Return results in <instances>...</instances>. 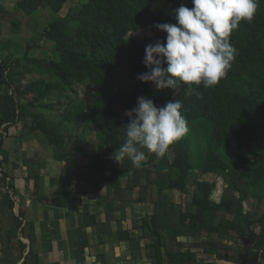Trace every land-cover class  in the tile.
I'll return each instance as SVG.
<instances>
[{
  "label": "trees",
  "instance_id": "16d2710c",
  "mask_svg": "<svg viewBox=\"0 0 264 264\" xmlns=\"http://www.w3.org/2000/svg\"><path fill=\"white\" fill-rule=\"evenodd\" d=\"M65 2L18 0L12 11L2 13L0 6V15L16 32L21 22L15 11L56 13ZM182 3L193 6L191 0H76L65 15L42 28L41 37L52 47L38 55L29 54L31 48L40 47L35 40L26 43L21 56L10 51L1 55L12 40L0 38V253L18 247L13 258L23 263L27 255L19 238L23 211L13 210L14 179L1 169L9 157L8 129L27 119V132L42 135L55 156L65 159L62 206L77 209L84 193L99 197L103 186L111 193L107 200L111 208L118 200L151 206L119 236L131 241L130 229L139 230L150 264H216V260L264 264V206L259 209L264 204V0H259L253 20L241 21L230 34L236 55L215 87L180 85L178 93L171 88L158 91L137 74L148 70L143 64L146 45L165 42L167 33L156 28L153 36L143 39L127 33L156 23H176L174 9ZM25 75L28 80L22 84ZM74 85L88 91L84 100L72 98L77 94ZM50 94L67 99L57 121L40 111L49 107ZM140 96L157 107L180 100L188 132L163 156L146 153V161L135 168L127 158L122 165L115 162L112 154L123 143V127L130 122L125 112L137 105ZM65 123L72 124L74 134L64 131ZM78 147L90 168L85 177L89 186L72 192L71 181L85 176ZM87 148L93 149L91 154ZM20 163L37 190L38 155ZM207 173L216 174L226 185L218 201L211 197L214 182L198 179ZM170 191L179 193L178 202L170 199ZM84 209L81 224H94L96 215L89 206ZM234 244L239 249L234 250ZM0 264L6 263L2 259Z\"/></svg>",
  "mask_w": 264,
  "mask_h": 264
},
{
  "label": "clouds",
  "instance_id": "9594fccd",
  "mask_svg": "<svg viewBox=\"0 0 264 264\" xmlns=\"http://www.w3.org/2000/svg\"><path fill=\"white\" fill-rule=\"evenodd\" d=\"M191 2V8L182 3L174 9L176 23L154 25L167 33L165 42L145 47L143 64L148 70L137 74V79L154 83L158 91L171 88L178 93L180 85L215 87L236 55L230 34L241 21L251 22L259 7V0ZM182 107L178 99L157 107L151 99L138 97L137 105L125 112L130 122L123 127V143L112 159L122 165L127 158L140 168L146 153L163 156L188 132Z\"/></svg>",
  "mask_w": 264,
  "mask_h": 264
},
{
  "label": "crops",
  "instance_id": "0c3cea01",
  "mask_svg": "<svg viewBox=\"0 0 264 264\" xmlns=\"http://www.w3.org/2000/svg\"><path fill=\"white\" fill-rule=\"evenodd\" d=\"M33 135L42 143L41 147L33 144L29 146V148L32 146L31 153H37L41 170L38 189L34 188L32 194H28V198L22 201L20 197L19 206L24 216L20 240L25 244L23 254H27L24 263L21 264H137L138 257L135 255L137 252L133 248H128V252H124L126 249H122L121 243L132 244L134 232L138 233L139 230L130 229V235H133L131 241L119 238L122 231L131 228L135 218H126L123 207L113 209L114 203L112 208L103 206L105 199L103 195L99 196L100 199L92 197L87 199L84 193L77 209H74L75 206L72 209L62 206L60 198L63 196L65 159H60L55 156L56 154L51 153L50 151L53 150L46 146L47 141L43 137L38 134ZM25 156L27 155L22 154V159L27 158ZM13 168H15V172L13 171L15 176L12 177L15 189L21 192L26 189L31 193V189L28 188L31 185H28V181L32 186L34 182L28 178L26 168L21 163L17 166L13 165ZM79 181L73 180L71 183L69 189L72 192L82 191ZM86 189H88L87 182L84 183L83 190ZM115 202V205H120L119 201ZM86 205L90 207V212L96 215L95 223L92 225L81 224L86 214L84 209ZM143 214L144 211L136 218ZM143 259L146 260L145 257Z\"/></svg>",
  "mask_w": 264,
  "mask_h": 264
},
{
  "label": "rangeland",
  "instance_id": "374dc122",
  "mask_svg": "<svg viewBox=\"0 0 264 264\" xmlns=\"http://www.w3.org/2000/svg\"><path fill=\"white\" fill-rule=\"evenodd\" d=\"M16 1L18 0H0V6H2V13L5 11H12L14 10V5L16 3ZM76 3V0H66V2L63 4L62 9H60V11L54 13L48 9L45 10H38L35 11V13H24L23 11H15V15L17 16V18L20 20L21 24L20 26L17 28L16 32H12V30L10 29V25L7 22V20L5 18H3L0 15V28H1V33H0V38L3 42H6L9 38H11L12 42L9 44V48L8 50L2 49V54L4 55V51H10L11 53H15L18 54V56H21L24 48L26 46V43L31 42L32 40H35L36 42L39 41V45L40 47L38 48H31L29 51L30 55H38V52H48V50L52 47V43L51 41L45 40L41 37V30L43 27H45L48 22L52 21L53 19L57 18V17H62L63 15H65L70 7L75 6L74 4ZM1 14V13H0ZM156 32V27H152L150 25L145 26L143 28H140L137 31L134 32H128L127 33V37H132V38H136V39H143V38H149L151 36L154 35V33ZM22 80V84H24L27 80H28V75H25V77H23ZM73 88L75 89V91H77V94H72V98L73 97H77V98H81L82 100H84L87 96L85 94L88 93V91L84 92L81 90V88L79 86L74 85ZM81 90V92L79 91ZM67 101L66 98L64 97H58L57 95L54 94H50L48 97V103L50 104L48 108H43L41 111L42 114H44V116L48 119V120H53V121H57L58 119H60V114L62 111V108L65 104V102ZM29 120L24 119V120H19V122L15 125H13L11 128L8 129L7 134L8 136L5 138V144L7 145V148H9V157L7 160H3L2 162V166L1 169L4 170L8 176L13 177L15 175V173H13V171L15 172V168H13V165H19L20 163V159H22V154L23 155H27L25 157H33L35 156L37 153L33 152L31 153L30 148H32V146L29 148L30 145H35L36 147H41L42 143L39 140H36V136L33 134H30L27 132V128H28V123ZM23 126H25L23 128ZM14 128L16 130H14ZM64 131H67L68 133H72L74 130L72 128V124L71 123H65V127H64ZM75 131L72 133L74 134ZM26 136V137H24ZM42 137V135H40ZM21 137V138H20ZM79 137H81V133L79 134ZM40 138V137H39ZM46 146L49 147V149L53 150L50 151L51 153L54 154V152H56L54 150L53 146H50L48 143H46ZM96 148V145L94 146ZM6 148V149H7ZM77 152L79 153L78 157V163L81 165V170L83 172L84 179L79 181V187L81 190H83L84 188V183L87 182L85 177L88 175V171H89V165L86 164L82 158L81 155L83 148L78 147L76 148ZM73 151V150H72ZM93 151V149H86V153L87 154H91ZM95 151H98V149H96ZM76 152V155H77ZM243 152V150H242ZM253 152H255L254 149L251 150V153L248 154V156L251 158ZM171 152L168 151V157H170ZM19 159V160H18ZM85 160V158H84ZM19 161V163L17 162ZM97 170L95 172V175H97ZM26 176V174H25ZM198 179L200 180H206V181H213L214 182V190L212 191L211 197L218 201L220 199L221 193L223 192V190L225 189L226 185L223 182V180L221 178H218L216 176V174L214 173H207L204 175H197ZM24 179L27 177H23ZM28 181V180H27ZM32 181V180H31ZM73 182V180L71 181ZM28 188H30V192L23 190L18 191L17 190V194L14 195V200H15V207H14V212L15 214L18 213V210L20 209V197H21V201L22 199L28 198V194H32L34 188H35V184L32 186V183H30V181H28ZM191 180L188 182V192H190L191 190ZM124 185V183H123ZM89 186V185H88ZM71 187V186H70ZM95 192H97V189L94 190ZM101 195H103V206L107 207V200L110 199L111 197V193L110 191L107 192V190L105 189V187L103 186L102 191L100 192ZM170 195V199L173 202H178L179 200V193L176 191H170L169 192ZM94 198V199H100L99 197L96 196L95 193H90V194H86V198ZM119 201V200H118ZM25 202V201H24ZM115 201H114V207L113 209H117L120 207H123L125 210H123L124 215L126 216V218H132L134 217L136 219L137 215L140 214L141 212L144 211V214L146 212H148V210H150V205L146 204V203H139L138 205L133 204L132 202H130L129 200H121L119 201V204L115 205ZM132 203V204H131ZM106 204V205H105ZM264 204L260 206V210L263 209ZM22 208V207H21ZM127 209V211H126ZM247 209H249V206H247ZM143 214V215H144ZM133 220V219H132ZM127 223V221H126ZM19 235V234H17ZM21 235H19L20 238ZM182 240H184L183 238H181ZM188 241V239H185ZM184 240V241H185ZM146 242L145 239H141L140 235H138V233L135 231L134 232V241L131 244H128L127 242H122L121 243V247L122 249H126L124 252H128L127 249L128 248H133L135 252V255H137L138 257V261L136 262L137 264H149L150 261L148 258L145 257L144 254V249L142 248L143 244ZM17 247V246H16ZM233 249L237 250L239 249V245L238 244H234L233 245ZM18 247L17 248H13L12 250H7L6 254L4 253H0V261L3 259L4 262L6 264H13V261L15 264H21L22 261L17 260L16 258H13L14 254L16 255L18 253ZM26 254V253H25ZM199 256L202 254H198ZM146 258L143 259V258ZM6 258V259H5ZM10 258V259H8ZM216 264H231V263H227L226 261H220V260H216L215 261ZM2 263V262H1Z\"/></svg>",
  "mask_w": 264,
  "mask_h": 264
}]
</instances>
